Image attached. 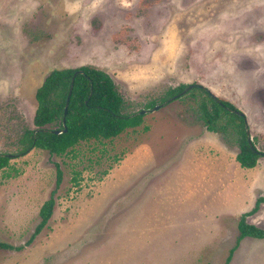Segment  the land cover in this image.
I'll list each match as a JSON object with an SVG mask.
<instances>
[{"label": "rangeland", "instance_id": "rangeland-1", "mask_svg": "<svg viewBox=\"0 0 264 264\" xmlns=\"http://www.w3.org/2000/svg\"><path fill=\"white\" fill-rule=\"evenodd\" d=\"M81 67L109 74L122 113L144 111L143 123L61 156H19L37 87ZM182 85L233 104L264 153V0H0V153L12 156L0 170V242L20 248L0 249V264H264V238L238 228L246 216L264 229V157L243 168L233 130L187 133L206 126L197 89L171 99ZM206 143L222 144L231 168L219 172ZM201 148L216 172L195 167Z\"/></svg>", "mask_w": 264, "mask_h": 264}, {"label": "trees", "instance_id": "trees-1", "mask_svg": "<svg viewBox=\"0 0 264 264\" xmlns=\"http://www.w3.org/2000/svg\"><path fill=\"white\" fill-rule=\"evenodd\" d=\"M73 78L74 86L65 114ZM186 88L187 86L182 85L174 89L176 93L171 99ZM194 88L197 89L196 94L200 97L197 110L200 117L198 118L210 132L226 133L228 130H233L239 146L236 160L243 168H254L258 159L264 157V153L258 151L253 143L250 144L245 115L233 104L213 95L205 87L197 85ZM35 98L37 101L33 120L35 129L25 131L21 139L23 149L19 156L33 149H41L48 151L50 155L61 156L74 150L81 142L113 139L126 129L138 127L143 123V114L122 113L124 100L117 91L114 80L106 72L93 67L51 71L36 90ZM57 125L58 127H53ZM64 128L66 131L60 134L53 132V130ZM11 158V155L0 153V170L10 165ZM56 171L58 187L62 182L63 174L57 164ZM78 179V176L74 178L75 184H78ZM262 202H264V196L257 200V205ZM54 206L55 199L52 196L42 205L39 212L41 221L35 229V236L49 222ZM245 218L246 216H243L238 224L240 238H264V229L247 223ZM0 249L19 250L20 248L0 242ZM229 261L230 256L227 263Z\"/></svg>", "mask_w": 264, "mask_h": 264}, {"label": "crops", "instance_id": "crops-1", "mask_svg": "<svg viewBox=\"0 0 264 264\" xmlns=\"http://www.w3.org/2000/svg\"><path fill=\"white\" fill-rule=\"evenodd\" d=\"M30 20H34V19L32 18ZM30 29H31V34L30 35L33 37V40H36V38L34 37V34H32L35 31L34 24L32 25V27ZM22 34L24 35L25 38L28 36V33H22ZM39 87H37V88H39ZM171 123L172 122H170V123L169 122H165L164 123V125L167 127V129L164 131V133L162 134V136H164L165 134H167V132L171 128V125H172ZM196 123L198 124V122H196ZM173 124H176V123L173 122ZM186 124L187 125H184L185 126L184 129H187L186 132L189 133V130H191L192 132H194L193 135L194 136L196 135V138L202 136L203 134H205V132H210L205 127H204L205 129H203V127H202L201 128V131L197 132V130H196V128H197L196 125L197 124H194V123H191V124L186 123ZM210 133H213V132H210ZM191 144L192 143L186 144V148L191 147L192 146ZM206 146L207 147H204V148L208 149L210 151V153L212 155H214L217 159H220V161H223V164H224L223 167L220 168V169H217L219 172H225V170H227L228 168H231V166H232L231 164H232L233 160L232 159H231L232 161L230 160V156L228 154V151L223 147L222 144L211 143V144H207ZM140 150L141 149H136V150H134V152L135 153H138ZM135 153H132L131 156L133 157V155ZM193 155H194V158H193L194 165H195L196 168H198L199 170H201L203 172H206V173L216 172V169H211L210 168V163L212 162V156L209 158V160H207V158L205 156V152L203 151L202 148L199 151L197 150V152L193 151ZM236 156H235V158H236ZM240 167H241V165H240ZM215 189H217V187ZM250 238H253V237H250ZM246 241H248V240H246ZM231 262H232V258H230V263L229 264H231Z\"/></svg>", "mask_w": 264, "mask_h": 264}, {"label": "water", "instance_id": "water-1", "mask_svg": "<svg viewBox=\"0 0 264 264\" xmlns=\"http://www.w3.org/2000/svg\"><path fill=\"white\" fill-rule=\"evenodd\" d=\"M73 86H74V78L72 79V83H71V86H70V91H69V95H68L67 102H66V106H65V114L67 113V110H68V105H69L71 93H72V90H73ZM193 87H195V85L188 86L187 89H185L181 94H179L178 96H176L174 99H177L179 97H182L183 95H185ZM160 107H161V105L160 106H156L154 109L155 110H158ZM143 113H144V111H141L140 112V114H143ZM65 131H66V128H64L63 130H53V132L56 133V134H60V133L65 132ZM246 131H247L248 140H249V142L251 144V137H250V133H249L247 124H246Z\"/></svg>", "mask_w": 264, "mask_h": 264}]
</instances>
